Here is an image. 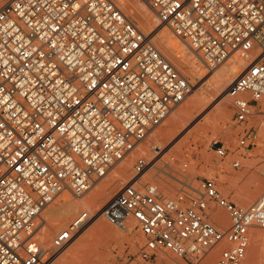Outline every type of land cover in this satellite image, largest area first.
Returning <instances> with one entry per match:
<instances>
[{"label":"built area","instance_id":"built-area-1","mask_svg":"<svg viewBox=\"0 0 264 264\" xmlns=\"http://www.w3.org/2000/svg\"><path fill=\"white\" fill-rule=\"evenodd\" d=\"M144 1L207 68L235 54L248 60L228 87L234 122L247 125L252 103L264 97V0ZM151 32L114 0H8L0 7V264H50L91 213L78 212L45 248L38 238L43 209L65 191L83 196L190 94L191 82ZM254 140L245 126L237 149ZM214 147L227 154L223 143ZM149 164L139 156L137 177L101 210L117 227L136 221L145 236L139 257L169 250L196 264L220 245L215 264H244L250 228L264 227V191L245 208L213 178L186 177L169 196L155 182L141 184ZM218 208L227 212L226 227L215 222Z\"/></svg>","mask_w":264,"mask_h":264},{"label":"rangeland","instance_id":"rangeland-1","mask_svg":"<svg viewBox=\"0 0 264 264\" xmlns=\"http://www.w3.org/2000/svg\"><path fill=\"white\" fill-rule=\"evenodd\" d=\"M141 1L145 2L144 0ZM114 2L119 5L116 0H114ZM120 9L123 11V8L120 7ZM124 13L131 18L129 13ZM151 13L155 14L153 11H151ZM136 24L138 27H141L137 22ZM160 27L166 28L170 32L171 38L177 41L178 44L182 45L181 49L174 50V52L180 53V59H184L186 63L188 60V62L192 61L191 63L185 64V67L182 66V70H180V72L191 82V92L187 98L170 113L165 121L156 127L154 131L150 133L136 148H140L139 146L145 145L147 143L154 145V136L157 135V138L161 137L160 132L169 128L167 124L168 120H170V118H172V116L183 106L190 102L188 100L192 98L195 91H197L196 94L200 95L201 98H204V101L201 99L195 107H191V110H189V112L183 116V119L181 118L176 121L172 127V132L168 134V136H163L159 139V142L162 144V146L157 144L156 147L152 148L150 151V156L140 152V149L136 150L135 148L123 159L116 162L103 178L96 181L91 187L92 189L90 192L93 191V188L95 189V187L100 185V183L106 181V179H108V177L114 173L116 167L121 165L124 160L132 156L134 157V160L132 159L130 170L127 174L122 176L125 183L130 180H134L137 177L134 174V164L136 159L139 156H145L150 161V164L140 178L141 184L146 182H155L164 189L167 195L174 196L177 187H179V179H184L186 177H209L216 181L222 193L229 199L237 202L239 205L245 208L249 207L264 191V97L252 103V114L249 117L247 125L235 124L232 98L230 95H228L227 101L229 103L230 115L227 117V119L221 118L218 114H216V109L214 107L212 108V111L215 115L210 122L205 123L204 119H200L199 121H195L196 123L193 125L194 127L199 128L193 130V127L191 130H187L188 128L185 127L184 121L188 119V117L190 118L193 115H196L198 108L201 107L200 104L203 105L205 101L212 95L205 92L207 87L206 84H203L204 80H201L202 77L207 79L216 75L226 63H232L235 60L240 61V56L235 54V57L227 59L217 67L212 69L207 68L199 58L198 54L192 50L185 41L175 35L173 31L167 25H165V23H161ZM140 29L146 32H150L152 30H146L142 27ZM153 42L155 44L154 38ZM163 53L164 56L169 60L170 56H168L165 52ZM256 53H254L253 56H255ZM245 65L246 64H244V66ZM190 67L193 68L190 70ZM245 126H251L253 128L255 134L254 144L248 148L237 149V140ZM215 141L217 143H223L228 148L227 154L225 156H221L215 150ZM235 159L240 160L241 166L234 167L232 165V162ZM223 177L226 180L223 179ZM138 184L139 183H137V185ZM223 185L226 186L224 187ZM61 194V197L66 194L71 195L67 191ZM58 198H60V195L56 199ZM108 200L103 203L102 207ZM47 207L48 205L45 207V209ZM83 210L88 209L81 208L80 210L74 212L72 217H70L68 220L70 221L78 212ZM45 211L41 212L38 219L39 228H41L40 222L43 219ZM100 213L101 211L97 213V215H100ZM94 214H96V212ZM216 216L218 217L217 219L220 221L222 226L226 227L229 225V217L224 209L218 208L216 211ZM99 218L104 221L107 220V223L114 227L115 230L118 229L121 231L120 235L113 233L108 235L109 237H100L97 235H95L97 237H94L93 235L88 237L86 243H90V245L88 244L89 247L85 252L90 255L95 254L93 247L96 245L97 250L103 252V258L105 256L101 262L102 264H193L187 259L176 256L169 250H158L150 260H142L139 257V251L145 242V236L141 228L137 226L136 221L130 220L128 222V226L130 225V227L127 229H120L116 225L112 224L104 215H101ZM58 231L59 230L54 232V235ZM114 234L117 238H114ZM53 236L50 238V242L52 241ZM89 238L91 240H89ZM132 241H135L134 245H132ZM261 247L264 249V227L253 226L250 228V242L244 259V264H264V250H261ZM253 249H255V252H253ZM220 250V245L213 247L201 259V261L196 264H215V260L219 256ZM212 253L214 256L212 259L208 260V257ZM78 258L79 257L72 258L71 264H80ZM55 262L56 261H52L50 264H54Z\"/></svg>","mask_w":264,"mask_h":264},{"label":"bare ground","instance_id":"bare-ground-1","mask_svg":"<svg viewBox=\"0 0 264 264\" xmlns=\"http://www.w3.org/2000/svg\"><path fill=\"white\" fill-rule=\"evenodd\" d=\"M6 2L7 0H0V7ZM116 2L119 4L118 6L123 8V11L125 10L124 12L129 13L131 15V18L135 20V22H137L143 29L146 30L152 29L151 30L152 32L151 31L150 32L153 34L156 47L160 50V52L163 55H164L163 52H165L168 56H170L169 61L172 62L173 65L175 64L176 65L175 67L179 71L182 70V66L185 67L184 66L185 64L192 62V61L188 62L189 60L187 59L188 61L186 63L184 59H180L179 52H174V50L181 49L182 45L178 44L177 41L171 38L170 32L166 28L160 27L161 23L163 22L155 14L151 13L152 10L147 5L146 2H142L141 0H116ZM239 59L240 61L235 60L232 63L229 62L226 63L224 66H222V68L219 70V72L216 75L211 76L210 78L205 79L204 77H202L201 80H204L203 84H206L207 87V90L205 92L212 95L210 98H208L205 101L204 104L202 103L203 105L200 104L201 107L198 108V112L196 115H193L190 118L188 117V119L184 121L185 127L188 128L187 130H191L194 127L193 126L194 123H196L195 121H199L200 119H204L205 123L210 122L215 115L212 111V108L214 107L216 109V114H218L221 118L227 119V117H229L230 108H229V103L227 101V96L229 95L228 87L233 81V79L248 64V60L243 59L241 57ZM244 64L246 65L244 66ZM191 68L193 67H190V70ZM196 92L197 91H195V93H193L192 98L188 100L190 102L187 103L185 106H183L179 111H177L172 116V118H170V120H168L167 124L169 128L160 132L161 137L157 138L156 137L157 135L154 136L153 138L154 145H152L151 143H147L145 145L139 146L140 148H136V150L140 149V152L150 156V151L152 148L156 147L157 144L162 146V144L159 142V139L162 138L163 136H168V134L172 132V127L174 126L176 121L181 118L183 119V116L187 114L189 110H191L192 106L195 107L196 104H198V102L201 99L204 101V98H201V96L196 94ZM197 128L199 127H194L193 130ZM133 158L134 157L132 156L124 160V162L122 161L123 163H121V165L119 166L117 165L118 167H116L114 173L110 177H108L106 181L100 183V185L95 187V189L93 188V191L90 192L92 188L88 190L86 192V195L84 194L81 197L74 198V196L72 197L69 194L68 195L66 194L61 197L62 195L61 194L60 198L51 202V204H49L46 209L45 208L43 209V211L46 210L45 211L46 215L44 214L43 219L40 222L41 228H39L40 233L38 234H39V240L42 246L45 248H49L51 246L50 238L54 235V232L65 227L69 221L68 219L72 217L74 212L80 210L81 208L82 209L85 208L88 209L91 213V218L84 225V227L75 235L73 240L68 245L59 249L55 253L53 257V262L54 261L56 262L54 264H71L72 258L74 257H79L78 261H80V264H100L102 260L105 258V256L103 258L104 255L103 252L97 250L96 245L93 247V249L95 250V254L90 255L86 253L85 251L88 249L90 245V243H88L89 244L88 245L86 242L90 235H93L94 237L97 236L105 237L113 233H116V235H120L121 232L120 230L118 229L115 230L114 227L110 226V224L107 223L108 222L107 220L104 221L100 219L99 217L102 214L100 213V215L99 214L97 215V213H99L102 210L101 207L103 203L106 200H108L112 195H114V193L121 187V185L125 184L122 175L127 174L129 172ZM224 177L223 179H225ZM131 181L133 180H130V182ZM223 186L225 187L226 185ZM95 212L96 214H94ZM217 218L218 217L216 216L215 222L220 223V221ZM129 221L130 220H128V222ZM128 222H126L124 227H118V228L127 229L128 227H130V225L128 226ZM116 235L114 238H117ZM89 240L91 239L89 238ZM134 244L135 241H132V245ZM255 249H253V252H255ZM261 250L264 249H262L261 247ZM213 256L214 254L212 253L208 257V260L212 259Z\"/></svg>","mask_w":264,"mask_h":264},{"label":"snow or ice","instance_id":"snow-or-ice-1","mask_svg":"<svg viewBox=\"0 0 264 264\" xmlns=\"http://www.w3.org/2000/svg\"><path fill=\"white\" fill-rule=\"evenodd\" d=\"M179 6V5H178Z\"/></svg>","mask_w":264,"mask_h":264}]
</instances>
